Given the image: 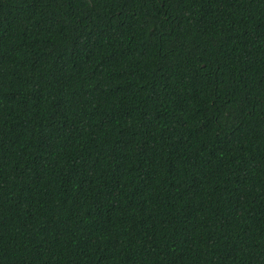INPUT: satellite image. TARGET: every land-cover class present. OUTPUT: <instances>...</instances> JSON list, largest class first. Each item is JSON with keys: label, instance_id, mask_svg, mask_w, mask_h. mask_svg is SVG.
<instances>
[{"label": "trees", "instance_id": "obj_1", "mask_svg": "<svg viewBox=\"0 0 264 264\" xmlns=\"http://www.w3.org/2000/svg\"><path fill=\"white\" fill-rule=\"evenodd\" d=\"M0 264H264V0H0Z\"/></svg>", "mask_w": 264, "mask_h": 264}]
</instances>
